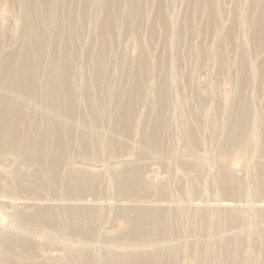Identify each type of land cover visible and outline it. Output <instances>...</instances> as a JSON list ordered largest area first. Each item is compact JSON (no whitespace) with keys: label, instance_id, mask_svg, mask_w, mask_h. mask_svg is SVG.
<instances>
[{"label":"rangeland","instance_id":"obj_1","mask_svg":"<svg viewBox=\"0 0 264 264\" xmlns=\"http://www.w3.org/2000/svg\"><path fill=\"white\" fill-rule=\"evenodd\" d=\"M264 264V0H0V264Z\"/></svg>","mask_w":264,"mask_h":264},{"label":"bare ground","instance_id":"obj_2","mask_svg":"<svg viewBox=\"0 0 264 264\" xmlns=\"http://www.w3.org/2000/svg\"><path fill=\"white\" fill-rule=\"evenodd\" d=\"M262 264V263H261Z\"/></svg>","mask_w":264,"mask_h":264}]
</instances>
